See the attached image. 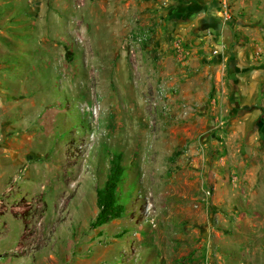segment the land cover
Masks as SVG:
<instances>
[{
	"label": "rangeland",
	"instance_id": "374dc122",
	"mask_svg": "<svg viewBox=\"0 0 264 264\" xmlns=\"http://www.w3.org/2000/svg\"><path fill=\"white\" fill-rule=\"evenodd\" d=\"M140 1L0 0V264H264V0H220L241 71L178 96Z\"/></svg>",
	"mask_w": 264,
	"mask_h": 264
},
{
	"label": "crops",
	"instance_id": "0c3cea01",
	"mask_svg": "<svg viewBox=\"0 0 264 264\" xmlns=\"http://www.w3.org/2000/svg\"><path fill=\"white\" fill-rule=\"evenodd\" d=\"M140 4L141 12L137 15L141 21L156 24L149 51L153 57H157L159 75L164 79V84L171 83L177 87L175 96L179 95V88L187 85L190 79L197 78L200 73L207 83L214 77L213 72L219 70V74L223 75L228 57V68L236 73L241 71L237 65L241 60V49L233 45L232 29L225 17L227 13L222 11L220 0H141ZM137 6L140 7L139 3ZM172 32L183 44L180 51L169 46L167 37ZM214 52L216 54L212 56ZM168 61L172 65V72L165 67ZM208 62L212 69H201ZM208 75L209 78H206Z\"/></svg>",
	"mask_w": 264,
	"mask_h": 264
},
{
	"label": "trees",
	"instance_id": "16d2710c",
	"mask_svg": "<svg viewBox=\"0 0 264 264\" xmlns=\"http://www.w3.org/2000/svg\"><path fill=\"white\" fill-rule=\"evenodd\" d=\"M122 172L121 156L113 155L107 165L106 181L96 191V208L98 212L92 223L94 229L118 220L124 212L123 205L118 203L116 198V191L121 180Z\"/></svg>",
	"mask_w": 264,
	"mask_h": 264
},
{
	"label": "built area",
	"instance_id": "2783aa9c",
	"mask_svg": "<svg viewBox=\"0 0 264 264\" xmlns=\"http://www.w3.org/2000/svg\"><path fill=\"white\" fill-rule=\"evenodd\" d=\"M175 45H176L177 49H179V51H180L181 47H180L179 43L178 44H175Z\"/></svg>",
	"mask_w": 264,
	"mask_h": 264
}]
</instances>
